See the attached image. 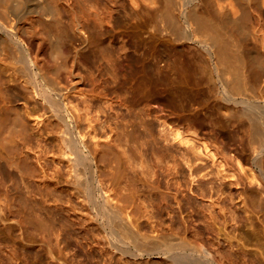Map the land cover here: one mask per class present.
<instances>
[{
  "label": "rangeland",
  "instance_id": "obj_1",
  "mask_svg": "<svg viewBox=\"0 0 264 264\" xmlns=\"http://www.w3.org/2000/svg\"><path fill=\"white\" fill-rule=\"evenodd\" d=\"M249 6V24L255 25L256 7L251 1ZM133 22V9L127 2L114 9L113 23L100 29L103 48L102 52L96 50L94 60H85L86 51L92 48L85 45L80 32H69L73 42L62 48L68 57L66 68L59 72L60 83L71 88L67 92L69 105L73 106L77 126L82 127L85 145L97 157L95 171L109 203L113 206L116 203L124 215L128 214L131 223L146 237L143 244L146 247L161 244L164 239L160 233L172 227L176 220L185 233L198 232L207 244L229 238L224 244L234 264H264V211L245 203L253 194L264 197V189L244 175L248 161L240 153L244 147L238 145L245 142L240 133L247 128L246 120L244 116L230 117L240 110V105L213 97L207 78L194 79L188 75L184 83L166 78L163 84L152 85L136 75V59L140 69L153 59L165 65L172 57L164 53L175 49L183 52L187 64L193 62L200 48H134ZM140 22L139 33L147 35L146 23ZM23 39L35 63L49 69L53 62L44 40L33 32L23 34ZM109 44L113 48H107ZM107 50L113 57L112 64L105 60ZM238 51L247 75L251 53L259 54L264 60V36L256 41L247 36ZM0 66L6 77L23 71L18 53L12 48H2ZM0 117L5 122L0 193L6 224L12 226L0 225V264H11L14 255L30 264H43L37 255L43 251L36 245L39 237L26 230L27 240L25 243L20 240L22 227L17 222L20 195L29 192L39 204H62L85 211V202L80 198L85 196L83 185L90 175L88 161L73 160L74 153L67 154L70 150L65 143L70 126L55 116L33 85L20 80L0 81ZM226 117L230 120L225 124ZM170 126L192 136L200 145L207 144L223 163L224 171L240 175L243 172L241 181L232 184L219 179L206 180L203 172L189 168L182 155L185 148L178 142L169 145L173 156L161 163L151 160L150 145L160 129ZM132 127L138 135V148L147 150L150 177L157 186L155 191L141 181L136 186L126 184L130 175L143 178L145 174L141 172L139 154L132 141L123 135ZM234 132L239 134L236 138L232 137ZM114 153L119 159H114ZM238 157L243 171L237 164ZM218 162L214 167L219 166ZM103 223V220L94 222L70 236L61 231L60 237L67 235L71 242V247L64 250L68 264H97L92 254L104 264L107 234ZM114 238L113 264H174L163 248L138 250L129 239L124 242L116 235Z\"/></svg>",
  "mask_w": 264,
  "mask_h": 264
},
{
  "label": "bare ground",
  "instance_id": "obj_2",
  "mask_svg": "<svg viewBox=\"0 0 264 264\" xmlns=\"http://www.w3.org/2000/svg\"><path fill=\"white\" fill-rule=\"evenodd\" d=\"M250 1L256 7L255 25L249 24ZM125 2L133 9L134 48H200L195 52L193 62L187 64L183 61V52L175 49L164 53L172 57L165 65H160L153 59L140 69L136 59L135 74L152 85H161L166 78L171 82L184 83V78L188 75H192L194 79L207 78L211 82L209 90L213 97L239 104L240 110L230 117L244 116L247 123V128L240 133L245 142L238 145L240 148L244 147L240 153L246 155L248 161V171L244 175L250 181H257L260 188L264 189V60L259 54L251 53L248 57L251 69L246 75L243 71V58L238 51L247 36L251 35L254 41L264 36V0H0V52L2 48H12L18 53V60L23 67L21 74L6 77L0 66V81L20 80L35 87L37 95L49 105L55 116L70 126L65 143L70 150L67 154L74 153L75 158H71L73 160L86 159L90 173L83 185L85 196L80 198L85 202V211L62 204H39L34 199L35 195L22 192L20 207L17 209V222L22 227L20 240L25 243L27 230L39 237L40 241L36 245L41 246L43 251L37 255L43 264H68L64 258V250L71 247V242L67 235L63 239L60 237L61 231L70 236L103 220V229L107 234V257L104 264L114 262V235L119 240L129 239L138 250L163 248V252L174 264H234L224 244L229 238L207 244L198 232L185 233L176 220H173L172 227L160 233L164 239L161 244L154 248L146 247L143 245L146 237L131 223L128 214L124 215L116 203L114 206L109 203L98 179L94 167L97 157L85 145L82 127L77 126L74 111L71 110L73 106L69 105L67 92L71 88L60 83L59 72L61 68H66L68 57L62 48L73 42L69 32H80L84 36L85 45L92 48L86 51L85 60H94L96 50L102 52L103 48L101 27L113 23L114 9ZM144 16L146 17L142 20ZM140 20L146 23L147 35L139 33ZM84 30L89 33L85 35ZM29 32L38 35L46 43V48H49L53 62L49 69L37 65L31 58L27 49L29 46L23 39V34ZM107 48L113 47L109 44ZM105 60L109 64L113 62L108 50L105 51ZM17 120L22 121L20 117ZM229 120V117L224 118V123ZM99 126H102L101 121ZM4 128L5 122L0 117V187L3 184L1 163ZM123 135L132 141L139 154L141 172L145 173L143 178L130 175L126 184L136 186L141 181L155 191L157 186L150 177L147 150L138 148V135L134 127ZM238 135L234 132L232 137L236 138ZM160 139L164 143H159ZM173 142L184 146L182 155L186 158L187 165L196 172H203L202 176L206 180L219 179L232 184L241 181L243 172L240 171V175L238 172L224 171L223 163L207 144H198L192 136L185 135L172 126L159 130L148 150L149 158L155 163H161L166 157L173 156L169 147ZM117 156L114 153V159H119ZM215 162L219 166L214 167ZM237 164L243 171L239 157ZM45 187L50 189L49 184L45 183ZM245 203L251 208L264 211L262 196H248ZM0 225L12 228L6 224L1 193ZM92 257L100 264L94 254ZM11 264L30 263L24 261L23 257L14 255L11 257Z\"/></svg>",
  "mask_w": 264,
  "mask_h": 264
}]
</instances>
